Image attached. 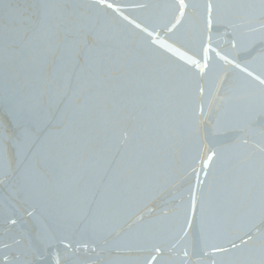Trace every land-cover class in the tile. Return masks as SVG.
<instances>
[{"label": "water", "instance_id": "1", "mask_svg": "<svg viewBox=\"0 0 264 264\" xmlns=\"http://www.w3.org/2000/svg\"><path fill=\"white\" fill-rule=\"evenodd\" d=\"M178 2L0 0V264H264V0Z\"/></svg>", "mask_w": 264, "mask_h": 264}, {"label": "snow or ice", "instance_id": "2", "mask_svg": "<svg viewBox=\"0 0 264 264\" xmlns=\"http://www.w3.org/2000/svg\"><path fill=\"white\" fill-rule=\"evenodd\" d=\"M108 7L111 8L112 5L109 4ZM213 7L214 6L210 2L205 5V9H206V12H207L206 24L209 27V29L211 28V25H212V10H213ZM178 8H179L180 15L183 16L184 12H185V9L188 8V5L185 3V0H179ZM177 23H179V20L177 21ZM206 51L207 50L205 49V52ZM193 63H195V61ZM249 74H251V73H249ZM261 82L264 83V81H261ZM211 159H212V157L209 156L208 160L210 161ZM204 166L207 167V162H205ZM191 209L193 211L195 210V200H194V198H193V201L191 203ZM12 222L15 223V221H12ZM189 223H190V221H189ZM249 238L251 239V237H249ZM244 242L246 243L247 241H244ZM232 247L235 248V247H238V246L235 243H233ZM217 251H219V252H227L228 249L217 246ZM185 255H187V253ZM153 259H155V257H153ZM57 264H58V262H57Z\"/></svg>", "mask_w": 264, "mask_h": 264}]
</instances>
